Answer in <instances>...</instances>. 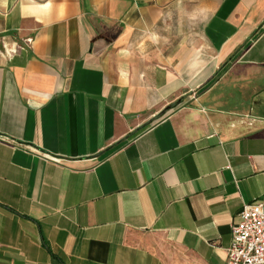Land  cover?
I'll use <instances>...</instances> for the list:
<instances>
[{"label": "crops", "instance_id": "obj_1", "mask_svg": "<svg viewBox=\"0 0 264 264\" xmlns=\"http://www.w3.org/2000/svg\"><path fill=\"white\" fill-rule=\"evenodd\" d=\"M264 195V0H0V264H225Z\"/></svg>", "mask_w": 264, "mask_h": 264}, {"label": "built area", "instance_id": "obj_2", "mask_svg": "<svg viewBox=\"0 0 264 264\" xmlns=\"http://www.w3.org/2000/svg\"><path fill=\"white\" fill-rule=\"evenodd\" d=\"M238 214L225 264H264V195L245 203Z\"/></svg>", "mask_w": 264, "mask_h": 264}]
</instances>
